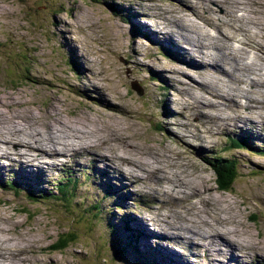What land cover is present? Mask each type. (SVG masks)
<instances>
[{
	"label": "rangeland",
	"instance_id": "obj_1",
	"mask_svg": "<svg viewBox=\"0 0 264 264\" xmlns=\"http://www.w3.org/2000/svg\"><path fill=\"white\" fill-rule=\"evenodd\" d=\"M225 1L155 0L154 7L150 0H142L145 5L141 8L131 0H0V143L7 148L4 142L11 140L14 150L20 149V141L21 148L26 145L24 141L34 142L47 146L51 157L59 155L51 159L49 154L45 157L36 152L35 161L25 170L22 163H15L23 157L11 164L9 159H0V264H170L160 260L155 249L175 251L173 246H179L175 251L179 252L192 241L199 243V239L206 246L194 250L199 252L190 256L191 264H197L203 255L206 264H213L214 257L220 259L219 264L236 257L233 264H264V119L257 116V109L235 111L227 96L219 101L223 97L204 94L195 87L202 79L191 73L195 66L189 68L185 60L171 56L174 51L168 42L156 45L152 38L139 35L153 30L151 24L156 33L161 23L168 25L181 44L187 46V39L192 40L188 51L196 49L193 43L202 41L205 48L199 49L203 61L208 44L228 46L232 60L227 55L220 58L217 48H212L210 57L217 51L221 59L213 55L218 69L201 72L210 77L203 78L207 84L222 95H238L239 91L225 82L238 79L236 64L244 69L264 66V58L256 55L258 51L264 53V48L252 43L264 44V0H231L227 6ZM128 9L137 16L126 13ZM252 17L254 24L249 22ZM135 23L138 28L133 27ZM179 26L183 28L180 33ZM169 29L164 26L162 30ZM146 33L159 40L157 35ZM160 47L169 48L172 54L165 55ZM210 57L206 59L210 61ZM250 73L243 72L238 85L242 87ZM155 76L160 80H153ZM255 78L251 74V86L245 88L259 90ZM87 93H94V97ZM205 99L224 105L227 113L221 114L216 106H203ZM165 111L172 112L168 116ZM220 115L222 120L217 119ZM175 134L186 138L176 140ZM244 135L250 137L247 146L255 150L226 149L228 137ZM89 142L94 145L82 148ZM184 150L199 168L185 167L175 160L176 156L184 157ZM21 152L33 155L28 149ZM209 155L238 163L233 162L238 176L230 190L219 187L217 174L205 161ZM102 156L112 165L109 169L96 161ZM146 165L155 166L163 184L153 185L156 177L142 169ZM12 172L14 175H9ZM174 173L183 178L188 173L191 181L184 185L168 183L165 177L173 179ZM59 177L78 181L71 202L29 199V191L37 196L44 189L57 191ZM105 184L111 185L107 193ZM161 185L164 192L159 193ZM185 186L195 194L189 195ZM177 191H182L178 204ZM187 197L191 202L185 200ZM96 202H101L102 211L99 219L91 221V206ZM119 204L122 208L116 209ZM124 215L129 225L124 224ZM152 215L167 222L162 226ZM146 219L150 220L147 228ZM206 224L209 228L204 229ZM126 226L134 235L136 229L141 232L138 241ZM157 226L170 232L162 245L158 244L161 230ZM213 228L226 238L236 239L243 250L227 242L218 246L217 239L222 237H209ZM148 230L150 235L160 232L154 234L157 236L146 251L140 247L139 238H151L145 235ZM72 231L76 241L63 250L51 247L60 235ZM143 248H147L145 243Z\"/></svg>",
	"mask_w": 264,
	"mask_h": 264
},
{
	"label": "bare ground",
	"instance_id": "obj_2",
	"mask_svg": "<svg viewBox=\"0 0 264 264\" xmlns=\"http://www.w3.org/2000/svg\"><path fill=\"white\" fill-rule=\"evenodd\" d=\"M149 0H147V2H148ZM151 1V3H152V5L154 6V7H156V2H155V0H150ZM220 2L222 1V0H219ZM131 2H133V3H135V4H138L139 5V7H141L142 8V6H144L145 4L142 2V0H131ZM164 2V1H163ZM230 2H232L231 0H228V1H225V5L227 6ZM201 3V2H200ZM222 3V2H221ZM225 6V7H226ZM222 8V7H221ZM233 8V7H232ZM226 10L228 11V9L226 8ZM230 11V10H229ZM131 11L128 9L127 10V12L126 13H128L130 16H137L136 14L134 15V14H131L130 13ZM134 13H138V11H135ZM244 15L242 14L241 15V17H243ZM120 17V16H119ZM183 19H186V17L185 16H181ZM121 18V17H120ZM124 19V18H123ZM178 19V18H177ZM125 20H127V19H125ZM250 21H252L251 22V24H254L255 23V19L252 17V18H250L249 19V22ZM146 22V21H145ZM146 23H149L148 21L146 22ZM150 24V23H149ZM241 24V23H240ZM152 26H153V30H151V29H149V30H147V31H149L150 33H152V35H157L158 37H159V40L162 38V40H164V41H159L158 39H156L155 37H153V36H148L147 35V31L146 30H144L143 31V33H140L139 35H141V36H143V38L144 39H146V38H152L153 40H152V42L154 43V44H156V45H158L159 43H161V44H163V43H165V41L166 42H168V44L167 45H169L172 49H173V51H174V56L173 57H175V58H178V59H183V60H185L184 62H186L187 64H189L188 66H189V68L191 67V66H195V69H193V70H191V73L195 76V78H198V77H201L202 76V79H201V81H200V83H197L196 84V88L197 89H199V90H201L204 94H206V95H209L210 97H216L217 99H219V97H223V96H227L228 97V99L229 100H231L230 101V106H232V108L236 111V110H245V111H247L248 109H251V110H253V111H255V109H257L255 112L257 113V116H259V117H261V119H264V111H262L261 109H263L264 108V80H263V77H264V66L263 67H261V66H259V67H252L251 69H244V68H242V67H240L238 64H236V75H235V77H237L238 79H236L235 78V81H230V79H226L225 80V82H229V83H231V89L233 90V91H239L238 92V95H233V94H223L222 95V93H220V92H218L216 89H214V88H212V87H210L209 86V84H207V81L205 80V79H210V77H206V76H203L202 75V70L203 71H205V70H207V69H210V68H217L218 69V65H217V63H216V59L213 57V55L217 58V54H218V52L216 51V52H213L212 54V58L210 57V55H211V53H210V49H212V48H217V50L219 51V57L220 58H222V57H224L225 55H227L228 57H230V60H232V56H231V52H227V48L226 47H228V46H225V45H223V46H216V47H211L212 45H210V44H208V51H207V55H206V58L207 57H210L211 58V60L210 61H208V59H206L205 58V61H203V52L201 51L202 49H199V48H202L203 47V44L201 45V43H202V41L201 42H198V43H193V47L194 48H196V49H193V51H188L189 49V47H190V44L189 43H191V39L190 38H188L187 40H189V43L188 42H186L185 40H184V38H182L186 43H187V46L186 45H183V44H181V40L179 39V37H177V35H175L170 29H169V26L168 25H164V24H160V26H159V31H158V33H156V27H155V25H153V24H151ZM165 27H167L168 29H169V32L168 31H163L162 29L164 28V26ZM138 26H139V24H134L133 25V27L135 28H138ZM144 27V26H146V25H142L141 24V27ZM171 27H173V26H170V28ZM183 28L182 27H177V31L180 33V31L182 30ZM137 30H139V29H137ZM161 36H159V35ZM182 35H183V33H181ZM134 35V34H133ZM224 35V34H223ZM242 36H243V34H241ZM244 39V38H243ZM230 40V39H229ZM157 43H156V42ZM252 43H254V44H256V45H258V46H261L262 48H264V44L263 43H261V42H257V41H253ZM185 44V43H184ZM192 44V43H191ZM222 44V43H221ZM233 46V45H232ZM255 46V45H254ZM249 48H250V46H248ZM260 47V48H261ZM203 48H205V47H203ZM232 48V47H231ZM236 48V47H235ZM234 48V49H235ZM244 48V47H243ZM224 49V50H223ZM241 49V48H240ZM259 49V48H258ZM244 50H245V48H244ZM251 50H254L255 51V49H251ZM239 51V50H238ZM247 51V50H246ZM186 52L189 54V56H186ZM166 53V52H165ZM183 53L185 54V55H183ZM235 53H236V50H235ZM264 53L263 52H259L258 51V53H256V55H259V56H262L263 58H264V55H263ZM196 56H199V57H201V60L200 59H194ZM219 57L217 58V59H219ZM236 57V56H235ZM237 58H239V57H237ZM219 60H221V59H219ZM264 60V59H263ZM262 60V61H263ZM154 62H156L155 64H158L159 63V59L158 58H155L154 59ZM205 62V63H204ZM240 63V62H239ZM253 63V62H252ZM184 64V63H183ZM227 65H228V62H226L225 63V67H227ZM78 66H81L80 64H78ZM155 69V68H154ZM171 72L173 71V68L172 67H169L168 68ZM155 71H158L157 69H155ZM221 71V70H220ZM246 71H251V73L249 74V76L251 75V74H254V75H256V78H255V80L254 81H256L257 82V86H258V89L259 90H252V89H247V88H245V86H251V85H248V79H249V76H248V78L245 80V82L242 84V87L240 86V85H238V82H242V80H243V77H242V74H243V72H246ZM221 72H223V71H221ZM245 74V73H244ZM190 75V74H189ZM198 75H200V76H198ZM158 77V76H157ZM182 77V76H181ZM158 78H160V77H158ZM203 78H205V79H203ZM230 78V77H229ZM252 79V78H251ZM183 81V80H182ZM93 82V81H92ZM96 83V82H95ZM181 83V82H180ZM228 84V83H227ZM193 85V84H192ZM238 86H239V88H238ZM227 91V90H226ZM106 93V92H105ZM90 94H92L91 95V97H94V93H87V96H89ZM197 97V96H196ZM201 96H199V98H200ZM238 97H239V100H238ZM222 99H224V97L223 98H221V99H219V101L220 100H222ZM106 104H107V100H103ZM206 102H208L207 104H205ZM231 102H232V104H231ZM252 103H257L258 105H256L255 107H251V105H252ZM108 105L110 106V104H109V102H108ZM198 105H201L199 102H198ZM113 106V105H112ZM178 108H179V111H181L182 110V106H179V102H178ZM203 106H206V107H212V108H215V106H216V108L218 109V110H222V112H221V114H223V113H227L225 110H227V107H225L224 105H222V104H220V103H218V105H215V103H211L210 102V100H208V99H205V102L203 103ZM117 107H119V106H117ZM203 109H206V110H210V108H203ZM107 110V109H106ZM230 110H231V108H230ZM6 111H9V110H6ZM117 111V110H116ZM215 110H213V112H214ZM172 111H169V113H171ZM205 110L202 112V116L204 117V114H205ZM178 114V113H177ZM234 116V115H233ZM221 117V115L217 118V119H221L222 120V118H220ZM236 117H238V114H236ZM205 118V117H204ZM208 118H210V116L208 117ZM14 128V127H13ZM16 129H18V128H16ZM196 132H197V130H195ZM245 132H247L246 130H245ZM209 138H210V140L212 139V135H211V132H209ZM12 136H14L15 134L14 133H12L11 134ZM174 137H175V139L176 140H180V139H185L186 138V136H180V135H173ZM6 138H4V139H2V140H5ZM1 140V139H0ZM22 141H20L19 142V147L18 148H20V149H14V150H12L11 149V147L10 146H12V144H14L15 142H11V140H9V141H5L4 142V146L5 147H7V148H3V146H2V144L0 143V159H3V158H5V159H9V164H11L12 162H14L15 160H17L18 158H20V157H23V159L24 158H28V161H25V160H20V161H16L15 163L16 164H20V163H22L23 165H24V170L28 167V166H31L32 165V163L35 161V159H36V156L34 155V154H36V152H39L38 154H43L45 157H48V154H49V157L52 159V158H54V159H58L59 158V155H55V156H50V154L52 153V152H50L48 149H47V146H45L46 148H44L43 146H36L35 144H34V142L32 143V144H30V143H28L27 141H24L23 143H26V145L24 146V148H21L20 147V145L22 146L23 144L21 143ZM17 144V143H16ZM92 145H94V144H91V142H89V143H86L85 144V146L84 145H82V148H88V147H90V146H92ZM187 146V145H186ZM49 148H52V145H50L49 146ZM196 148H198L197 146H196ZM23 149H28V150H31L32 152H33V155L31 156V157H28V156H25L26 155V153L25 152H21V150H23ZM107 150V149H106ZM185 151V150H184ZM62 152V151H61ZM186 153H184V157H182L181 155L180 156H176V161H181L183 164V166H185V167H191V166H194V167H197L196 165H194V163H193V161L191 160V158H190V153H189V151H185ZM188 153V154H187ZM54 154H58V152H55ZM101 156V155H100ZM102 158L103 159H99V158H97V159H99V160H96L97 162H99L102 166H103V168H107V169H109V167L110 166H112L111 164H109L107 161H106V159H107V157H105V156H102ZM172 159V158H171ZM174 159H172L171 161H172V163L175 161ZM120 161V160H119ZM0 163H1V161H0ZM153 163V162H152ZM175 163H177V162H175ZM197 168H199V167H197ZM142 169H148V170H146L149 174H152V175H154L156 178H154V177H152V178H154L156 181H153V185L154 186H159L160 184H163V182H162V180L160 179V176H159V172H157V170H156V168H155V166H150V165H146V166H144ZM145 170H143V172H146ZM119 173L120 174H122L123 176H124V174L122 173V171L121 170H119ZM114 175V174H113ZM112 175V176H113ZM122 175H121V177H122ZM189 175L190 174H188V173H185V175H184V178L183 177H180L178 174H175L174 173V175H173V179H171V178H166L165 177V180L169 183H171L172 181H174L175 183H180V184H187V183H189L190 181H191V178L189 177ZM122 180V182L124 183V181H125V178L124 177H122L121 178ZM182 179H183V181H182ZM126 186H128L129 187V184L128 185H126ZM188 190H190V194L189 195H192V194H195V192L194 191H192V189H190L188 186H185ZM192 188V187H191ZM198 188V187H197ZM148 189V188H147ZM110 190V189H109ZM139 190H140V193L142 194V191H141V189L139 188ZM159 193H162V192H164V189L162 188V185H161V187H160V189H159V191H158ZM181 192L182 191H177L176 192V194L178 193V195H175V197H176V203L178 204L179 203V200H180V194H181ZM168 193V192H167ZM180 193V194H179ZM185 196V195H184ZM188 200V201H190L191 202V200H190V198L189 197H187V198H185V200ZM184 200V201H185ZM176 210V209H175ZM176 215H177V213H175ZM153 216V218H154V215H152ZM160 225H162V226H164V223H166L167 221H166V219L164 218H160V219H156V218H154ZM203 221H205V220H203ZM146 222H150V220H148V219H146V221H145V223H144V226H145V228H147V226H146ZM191 222V221H190ZM201 222V221H200ZM217 222V221H216ZM151 223L152 224H154L153 223V220L151 221ZM192 223V222H191ZM197 223V222H196ZM138 224H139V226H140V222H138ZM148 224H150V223H148ZM176 224V223H175ZM177 224L179 225V226H181L180 224H179V221L177 220ZM187 224H188V226H191V224H189L188 222H187ZM186 224V225H187ZM155 225V224H154ZM193 225V224H192ZM212 225V224H211ZM209 225H205V227H203L204 229L205 228H207ZM136 227V226H135ZM158 228H159V226H157ZM223 227V226H222ZM149 228H150V226H149ZM177 228V227H176ZM209 228V227H208ZM211 228V227H210ZM220 228V227H219ZM160 230H161V234L160 235H158L160 238H161V240L158 242V244L160 245H162V243L164 242V240L166 239L167 240V238H169V234H170V232H168V231H164V230H162L161 228H159ZM214 230H218V228H213V232H211L210 233V236L209 237H211L212 239H217V237H222V239L219 241L218 239H217V243H218V246L220 245V244H222L223 242H227L228 244H230V245H234L236 248H240V249H242L243 250V245L242 244H240L239 246H238V244H237V241H236V239H234V238H231L230 239V237H224L223 236V234H218L217 233V231H215L214 232ZM150 231L151 230H148V232L147 231H145L146 233H145V235L147 236V237H150L151 236V238H148V239H145V238H139V242H140V247L142 248V249H144V250H146L147 251V249H149V246L151 245L150 243L154 240V238H156V236L157 235H154L155 233H157V232H160V231H154V232H151V235H150ZM219 231V230H218ZM188 238H190V237H192V235L191 236H187ZM196 237L199 239V236H198V233L196 232ZM184 238V237H183ZM230 240H229V239ZM181 240H183V239H181ZM185 240V239H184ZM137 241H138V239H137ZM191 241V240H190ZM199 243H196V242H194V241H192L191 242V245H185L184 246V250L183 251H179V252H175V251H172V250H170V249H164V248H162V247H160L161 249H155V251H154V254L155 255H157L158 257H159V259L160 260H162V261H164V262H169L170 264H191L192 262H194V261H192V260H190V256H192V257H196V255H198V252L197 251H194V250H196V249H198V248H200V247H204V246H206V242L205 241H203V239H199ZM222 241V242H221ZM212 242V241H211ZM143 243H145L146 245H147V248H143ZM189 243V242H188ZM224 244V243H223ZM156 247H158V246H156ZM257 248H261L262 249V246H260V245H257ZM227 249V248H226ZM189 250L191 251V253H192V255H191V253H189ZM227 251L228 252H230V253H236L237 251H233V250H230V249H227ZM17 252H19V253H21V252H23V251H17ZM227 254V253H226ZM164 255H166L165 257H163ZM232 256V255H231ZM240 257H243V255H239ZM221 258H223V257H221ZM181 259H183V260H181ZM236 259H237V257L236 258H233V259H226V261L228 260V262H225L224 261V263L223 264H233V263H236L235 261H236ZM211 260H213V264H219V260L220 259H218V258H216V257H214L213 259H211ZM232 260V261H231ZM200 261V258L198 259V262ZM215 261H218V262H215ZM222 262V261H221ZM18 264H20V263H18ZM256 264H258V262L256 263Z\"/></svg>",
	"mask_w": 264,
	"mask_h": 264
},
{
	"label": "trees",
	"instance_id": "obj_3",
	"mask_svg": "<svg viewBox=\"0 0 264 264\" xmlns=\"http://www.w3.org/2000/svg\"><path fill=\"white\" fill-rule=\"evenodd\" d=\"M163 51L165 55H169L172 54V51L167 48V47H160ZM166 52V53H165ZM174 56V55H171ZM71 67H73L74 69V65L72 63V61L70 62ZM77 66V65H76ZM78 68V67H77ZM72 70V69H71ZM153 80H159V78L157 76H155V78H152ZM162 87H165V83L163 82ZM165 113H167L168 116H170L167 112L165 111ZM228 141V146L226 149L228 148H235V149H239V148H251L253 149V146H247L249 143V139L246 137V135H244L243 137H239V138H232V137H228L227 138ZM206 163H208L212 169L214 170V172L217 174V182L219 184V187L225 190H230V188L232 187L235 179L238 176V168H235L233 166V162L236 161H231L228 160L226 158H224L223 156L220 155H209ZM236 164H238L236 162ZM9 175H14V173H10ZM7 183H9L8 180H6L5 178H3ZM0 180H2L0 178ZM62 181V182H60ZM115 181V180H114ZM57 191H52V192H48L45 189L42 191L41 194L35 195L33 192L29 191L27 193L29 199L33 200V201H39V198H42L43 200H50V199H59V201L64 202V204H66L67 202H71L74 198L75 195V191H76V187L78 184V181L76 182L71 178H63V177H59L57 179ZM0 186H2V184L0 183ZM111 188V185L109 184H105L104 185V190L105 193H107L109 191V189ZM111 193H108V197L110 198ZM98 201H100L98 199ZM101 202H96L94 203L91 208L94 209V211L92 212V215H90L91 217V221L95 220L96 217L97 219H99V211H102V208L100 206ZM122 205L119 204L118 207H116V209H121ZM114 213L111 212V216ZM126 216L124 215L122 217V220L124 221V218ZM127 222L124 221V224H126ZM112 225V224H111ZM114 229V226H112ZM76 241V234L72 231V234H67L65 233L64 235H60L58 237V241L54 242L51 247H53V249L56 250H63L66 247L69 246V244L71 243V241ZM115 244L116 242H114L112 244L114 250H115ZM110 250L113 251V249L110 247ZM119 250H115V253L118 254ZM124 251L122 250V253ZM110 256V255H108ZM138 260H141L140 257H138Z\"/></svg>",
	"mask_w": 264,
	"mask_h": 264
},
{
	"label": "water",
	"instance_id": "obj_4",
	"mask_svg": "<svg viewBox=\"0 0 264 264\" xmlns=\"http://www.w3.org/2000/svg\"><path fill=\"white\" fill-rule=\"evenodd\" d=\"M138 91H139V90H138ZM139 94H140V95L142 94V91H141V90L139 91ZM124 220H126V218H124Z\"/></svg>",
	"mask_w": 264,
	"mask_h": 264
}]
</instances>
